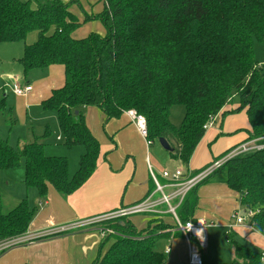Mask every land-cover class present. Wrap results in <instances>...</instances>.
Returning a JSON list of instances; mask_svg holds the SVG:
<instances>
[{
  "label": "trees",
  "instance_id": "16d2710c",
  "mask_svg": "<svg viewBox=\"0 0 264 264\" xmlns=\"http://www.w3.org/2000/svg\"><path fill=\"white\" fill-rule=\"evenodd\" d=\"M102 2L101 12L85 18L99 20L104 33L77 39L73 34L80 22L70 4L0 0V44L24 42L19 60L24 79L34 70L63 67L64 85L52 90L41 107L55 113L63 146L84 151L70 178L67 158L46 156L36 141L14 149L0 138V171H13L23 160V184L38 198L46 197L48 186L63 196L77 192L95 172L100 153L85 123L83 110L88 107L99 108L106 120L127 111L142 115L147 142L165 139L170 156L184 167L211 119L235 98L238 108L231 113L245 109L248 140L264 141V64L255 61L253 52L254 41L264 45V0ZM31 33L37 34L36 41L26 44ZM174 106L184 108L179 127L170 121ZM4 110L5 98H0V113ZM207 183L224 184L238 193L240 207L255 212L253 230L264 234V143L228 159L190 190L176 209L181 223L193 219L198 189ZM35 212L23 199L4 214L0 200V243L24 235ZM104 227L120 236L105 238L111 245L93 264L165 263V255L155 250L162 236L154 231L147 230L142 238L144 232L127 219ZM224 237L233 247L232 264H264V252L240 243L235 233Z\"/></svg>",
  "mask_w": 264,
  "mask_h": 264
},
{
  "label": "crops",
  "instance_id": "0c3cea01",
  "mask_svg": "<svg viewBox=\"0 0 264 264\" xmlns=\"http://www.w3.org/2000/svg\"><path fill=\"white\" fill-rule=\"evenodd\" d=\"M61 1L67 4L69 0ZM88 1L91 2V0ZM82 8L89 16V10L85 6ZM76 12V9L72 11L78 18ZM100 31L102 32V29ZM103 33L104 31L100 34ZM36 38V33L29 34L26 44L34 43ZM21 47L23 52L24 46ZM21 57H17L16 60H20ZM13 62L14 59L10 63L13 64ZM1 74L2 82L8 79L10 83L18 82L22 86L30 85L27 79H24L23 70L18 73L17 71L10 72V70L2 71ZM1 88L2 86H0V90H2ZM52 90H54L53 86H48L34 94L32 87V91L25 96H28L26 104L30 102L32 106H37V104L41 106V103L49 98ZM93 108L96 107H88L83 110L85 123L89 130ZM236 108H238V103L232 100L210 121V125L206 128V132L194 150L187 167L173 159L170 152H166L161 146H157L158 148L151 153L150 146L153 144H149L139 134L131 119L124 113L116 119L106 120L105 118L108 121L105 126L106 135L109 137L108 141L104 140L106 142L100 143V138H97L90 130L98 142L100 141L99 145H102L93 175L77 192L69 196H63L56 192L52 186H48L47 195L41 199L43 200L41 203L35 191L36 194H32L33 203H37L40 209L36 208L34 217L24 235L0 243V264H93L98 258L104 256L112 240L105 241L107 236L100 234L105 223L87 224V222L117 209L136 204L148 196L159 199L160 193L155 192L149 175V166L157 174L159 182L165 184L166 180L161 178V172L168 171L165 167H170L166 161L163 162L165 155H169L171 163L173 162V170H182L185 175L194 176L209 167L215 159L227 151L254 141L248 140L250 126L245 109L239 113H231ZM218 120L220 122L216 125ZM48 133L49 130L45 129L42 136H47ZM56 140L64 143L62 134H59ZM23 145L25 143H21L19 148ZM75 149L72 151H76L75 153H78V158H80L82 155L80 150ZM165 192L169 193L171 190L167 188ZM199 193L206 194L212 202L211 208L207 210L195 209L192 219H203L208 224H212L204 232L206 245L200 248L203 264H218V249H220L222 241L220 240L222 238L218 239L219 229L224 239L226 232H232L235 233L236 240L240 243L264 252V236L262 234L243 225H236L230 230L227 225L233 224L232 221L218 224V201H227L231 212L235 213L241 209L238 193L220 183L204 184L198 189ZM157 211L160 214H140L144 218L135 215L127 220L137 232H144L142 238L148 236L147 230L154 231L156 236H162L157 239L155 250L165 255L164 264H187L189 260L188 239L182 234L172 231L174 221L172 216L167 213L166 205L158 206ZM158 225L168 226V229L158 231V228L156 229ZM226 242L229 244L227 240ZM166 250H168L167 254ZM232 253V258H234L233 247Z\"/></svg>",
  "mask_w": 264,
  "mask_h": 264
},
{
  "label": "rangeland",
  "instance_id": "374dc122",
  "mask_svg": "<svg viewBox=\"0 0 264 264\" xmlns=\"http://www.w3.org/2000/svg\"><path fill=\"white\" fill-rule=\"evenodd\" d=\"M32 1L34 3L33 6L37 2H44V0ZM67 4H70L71 12L74 9L77 10L76 15L78 16L80 22V26L73 34L74 38L82 39L87 37L90 33H102L104 31V27L99 20L92 19L90 21H86V10L82 8L85 6L86 9L89 10L88 13L90 15H96L97 13L102 11V1L91 0L90 2L88 0H78V2H76V0H69ZM101 29L102 32L100 31ZM21 46H24V42H19L16 44H0V77L2 75V71L6 72L10 70V72H21V63L19 62V60H16L17 57H21V55L23 54ZM253 52L255 61L259 65H263L264 45L254 41ZM13 59L14 62L13 64H11L10 62H12ZM26 79L30 86L33 87L34 94H37L39 90L41 91L43 89H46L48 86H53V89H59L64 85V69L60 65H52L44 70H34L29 72ZM12 83H10L8 79L4 80L3 82L0 80V86H2V90H0V98H4V96L6 95L5 110L0 113V138L7 141L8 144L14 149H18L21 143L28 144L30 142L36 141L43 145L46 156L56 155L55 157L67 158L69 162L70 172L74 174L75 169H77L78 167L80 158H78V153H75L76 151H72L73 149L68 150L63 146L61 142H58V140H56V137L61 133L58 127L55 113L52 111H44L40 104H37V106H32L30 102L26 104V98L28 96H16L12 92ZM17 84L19 86H22V84L18 82ZM234 101L237 102V98H235ZM93 109L94 111L91 115L92 118L90 121V130L97 138H100V143L106 142L104 140H109V137H107L105 130V126L108 121L105 120L103 112L99 108ZM183 115L184 108L182 106L172 107L170 110L171 123L175 127H179L183 119ZM219 122L220 120H218L216 125H218ZM45 129L49 130V135L43 137L42 135L44 134ZM262 143H264V141L254 140L252 143L250 142L247 145L249 147L261 148ZM152 144L153 145L150 146L151 153L154 152V149L158 148L157 146H160L158 141H154ZM75 150H80L79 152L81 154H83L84 152L82 148H77ZM233 152H235V148L227 151L226 155L223 158L229 156ZM165 161L167 165L170 166L165 167L168 169V171H166L169 173L174 172L175 170H173V162L171 163L169 155H165V160L163 158V162ZM23 166V160H21V164L17 169L9 171L8 173L0 171V200L2 213L4 214L10 212L12 209L18 206L20 201L23 199L28 202L30 208L40 209V206L37 203H33L34 199L32 194H36L35 191L25 188L22 182L24 177ZM70 172L69 176L71 177V175L73 176V174ZM155 175L157 176L156 173ZM2 176L5 178H3ZM39 202L43 203V200L40 199ZM211 203L212 202L209 200L206 194H198L197 192L196 209L207 210L211 208ZM232 215L233 211L231 212L229 203L227 201H218V224L232 221ZM141 217L144 218L143 215ZM219 238H222L220 239L222 241L221 247L220 249H218V264H231V261H233L232 245L226 242V240L221 235L220 229L218 230V239Z\"/></svg>",
  "mask_w": 264,
  "mask_h": 264
},
{
  "label": "built area",
  "instance_id": "2783aa9c",
  "mask_svg": "<svg viewBox=\"0 0 264 264\" xmlns=\"http://www.w3.org/2000/svg\"><path fill=\"white\" fill-rule=\"evenodd\" d=\"M31 91L32 87L28 84H25L24 86H19L17 82L12 83V92L18 97H25ZM124 114L131 119L139 134L144 139H146L147 124L145 118L142 115L136 114L134 111H127ZM209 124L207 125V127L209 126ZM254 149H257V147H249L247 144L241 145L237 149H235V152L231 153L229 156L213 162L209 167L203 169L201 172L194 176H187L182 170H176L171 173L163 171L161 172V178L166 180L165 184H161L159 182L154 173V170L151 166H149V175L154 184L155 192L160 193L159 199H154L152 196H148L136 204L125 208H120L113 212L94 218L91 221H88L87 224L106 223L116 219H127L129 217L140 214H160V212L157 211V207L160 205H166L167 213L172 216V219L174 221V227L172 231H174L175 233L182 234L185 238L188 239L189 260L187 264H203L200 248L206 245V235L204 232L207 228L211 227L212 224H208L203 219H195L190 220L186 223H181L179 218L177 217L176 209L182 203L184 197L190 190H192L195 186L205 180L210 174L213 173L214 170L219 168L224 162H226L232 157H235L245 152H249ZM167 188L170 189L171 192L166 193L165 189ZM254 215V210L241 208L237 212L233 213V224L227 225V228L231 230L236 225H243L248 226L252 231H254L250 223ZM197 231L201 232L200 236L196 235ZM228 233L229 232H226L225 234ZM100 234L102 236H120L119 233L109 227L102 228L100 230ZM262 235L264 236V234ZM190 239H193L194 241H191ZM165 253L167 254L168 250H166Z\"/></svg>",
  "mask_w": 264,
  "mask_h": 264
},
{
  "label": "water",
  "instance_id": "95a60500",
  "mask_svg": "<svg viewBox=\"0 0 264 264\" xmlns=\"http://www.w3.org/2000/svg\"><path fill=\"white\" fill-rule=\"evenodd\" d=\"M160 146L162 147V149H164L167 152H172V149L170 147V145L168 144V142L165 139H159L158 140Z\"/></svg>",
  "mask_w": 264,
  "mask_h": 264
},
{
  "label": "clouds",
  "instance_id": "9594fccd",
  "mask_svg": "<svg viewBox=\"0 0 264 264\" xmlns=\"http://www.w3.org/2000/svg\"><path fill=\"white\" fill-rule=\"evenodd\" d=\"M196 235H197V236H200V235H201V232H200V231H197V232H196Z\"/></svg>",
  "mask_w": 264,
  "mask_h": 264
}]
</instances>
